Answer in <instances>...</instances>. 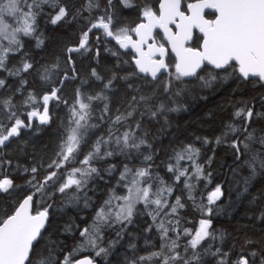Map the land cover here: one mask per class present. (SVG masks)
Returning a JSON list of instances; mask_svg holds the SVG:
<instances>
[{
    "label": "snow or ice",
    "instance_id": "1",
    "mask_svg": "<svg viewBox=\"0 0 264 264\" xmlns=\"http://www.w3.org/2000/svg\"><path fill=\"white\" fill-rule=\"evenodd\" d=\"M120 3L132 7L130 0ZM43 5L53 9L54 14L49 16L52 25L70 14L61 0H0V193L21 187L16 183L21 166L13 164L6 149L31 129L34 121L50 124V106L64 105L68 109L54 157L46 165L24 167L27 190L20 193L14 205L0 208V264H93L89 258L73 262L71 254L59 260L51 251L40 247L52 207L46 204L45 197L51 199L56 193L67 195L74 189L71 198L76 199L90 181L100 176L95 163L117 155L126 161L136 159L135 154L143 155L142 149L151 147L145 125L162 118L166 121L168 113L180 110L184 90L176 87L177 83L202 81L208 85L220 73L230 72L243 80L257 78L264 86V0H158V7L145 3L132 25L119 24L112 11L113 0H105L102 9L100 0H85L73 15V19L80 16L84 20V27L78 43L66 48L63 69L58 61L35 68L27 59L11 66L24 48V38L36 35L37 17ZM93 37L97 44L102 37L107 43L114 41L115 50L109 51L119 57L123 50L122 55L127 59L122 63L127 67H117L111 75L92 67L88 78L81 79L74 54L91 53ZM42 43L37 40V46ZM99 55L97 47L95 57L98 59ZM30 72H36L49 87L39 94L29 91L18 103L17 95L22 96L28 84L24 74ZM119 80L124 82L125 92L121 105L113 110L112 90L114 82ZM76 81L79 86L74 88L69 103L64 89ZM17 82L18 86L14 87ZM93 82H98L95 87ZM260 102L264 104V96ZM234 116L241 118V125L227 124L223 137L233 136L235 159L242 160L252 174L264 172V135H257L251 128L253 107H240ZM101 127L106 128L105 133L97 136L85 152L90 133ZM220 142L218 137L217 143ZM198 154L199 149L186 145L174 151L167 165L175 185L185 178L184 187L192 200L191 176L181 161L191 162L194 169L191 175L199 180L204 173L196 162ZM173 159L175 163L171 162ZM152 161V155L147 154L143 155V166L123 163L116 178V187L122 188L123 194L111 190L96 210L92 224L84 227L80 236L84 244L99 247L104 226L130 221L137 206L142 205L150 210L148 214L154 221L159 219L157 227L163 243L158 251L148 257L141 256L132 264L146 259L154 260L155 264H201L204 242L215 239L212 219H200L195 228L182 227L180 210L185 204L181 196H175L172 201L175 187L154 173ZM106 171L111 176L118 169L111 164ZM220 195L217 186L208 195V203H215ZM199 208L207 217L212 215V208L204 205ZM106 251L99 247L96 255ZM212 255L219 256L217 264H256L255 252L241 250L232 259L229 252L216 248Z\"/></svg>",
    "mask_w": 264,
    "mask_h": 264
},
{
    "label": "trees",
    "instance_id": "2",
    "mask_svg": "<svg viewBox=\"0 0 264 264\" xmlns=\"http://www.w3.org/2000/svg\"><path fill=\"white\" fill-rule=\"evenodd\" d=\"M61 2L70 9L69 16L57 25H52L49 16L54 14L53 9L43 5V11L37 17L36 35L24 38V48L13 59L11 66L27 59L34 63L35 68L58 61L63 69L65 50L78 43L81 29L84 27V20L80 16L73 19V15L85 4V0ZM113 3L112 11L119 24L132 25L137 21L139 11L145 3L157 7L158 0H130L132 7H125L120 0H113ZM100 4L102 9L105 0H100ZM84 15L87 16L88 13ZM38 39L43 41L39 46ZM90 43L93 46L91 53L74 54L81 79L88 78L92 67L107 75L115 72L117 67H127L122 63L127 59L122 55L123 50L119 57L113 56L109 51L115 50L114 41L107 43L102 37L97 44L93 37ZM97 47L100 50L98 59L95 57ZM202 75L208 78L206 73ZM24 79L28 84L23 95H17L18 103L29 91L39 94L49 87L36 72L24 74ZM9 82L11 83V78ZM96 83L98 82H93L94 87ZM15 86H18V82ZM77 86L79 81L70 82L64 89V97L69 103L72 102L74 88ZM176 87L184 90L180 98V110L168 113L166 121L162 118L159 122L145 125L151 147L142 149V153L152 155L154 173H158L168 184L175 187L172 201L175 196H181L185 204L180 210L182 227L195 228L198 227L200 219H212L215 239L210 238L204 242L201 248V264H217L219 256L212 255L216 248H220L222 252H229L232 259H235L241 250L245 253L255 252L256 264H261V260L264 259V172L257 171L252 174L242 160L237 161L231 146L233 136L223 137V133L229 123L237 127L241 125V118H236L234 113L247 105L253 107L254 111L251 128L256 130L257 135H264V104L260 102V97L264 96V86L257 78L243 80L230 72H222L208 85L202 81H190L177 83ZM112 92L115 110V107L121 105L124 96V82L122 80L114 82ZM50 111L52 115L50 124L41 125L34 121L33 127L26 130L22 137L14 140L6 149L13 164L18 163L21 166L16 174V183L21 187L10 193H0V208L14 205L20 193L27 190L25 181L28 177L23 168L41 163L46 165L58 150L62 125L67 118L68 109L64 105L50 106ZM105 131V127L92 130L89 144L84 151H88L96 137ZM218 137L221 138L220 143H217ZM186 145L199 149L196 162L202 166L204 173L197 180L191 175L194 172L191 162L181 161V166L189 169L191 176L189 183L193 185L191 195L194 200L188 198L189 191L184 187L185 178L182 177L179 185H175L173 175L167 171L174 151ZM135 155L136 159L131 161L117 155L95 163L94 166L100 169V176L90 181L88 187L79 193L76 199L71 198L74 189L69 190L67 195L56 193L51 199L45 197L46 204H51L52 207L49 209V223L40 247L51 251L59 260L71 254L73 262L80 257L89 256L97 264H132L139 257H148L152 252L158 251L163 243L157 227L159 219L153 221L142 205L137 206V211L130 221L103 227L102 239L98 241V245L107 250L106 254L101 253L97 256L99 247L93 248L84 244V238L80 236V231L92 224L96 210L109 197L111 190L114 189L118 195L123 194V189L116 187V178L123 163L128 162L131 167L143 166V155ZM171 162L175 163L174 159ZM111 164H115L118 171L110 176L106 170ZM217 186L221 189V196L215 203L209 204L206 196ZM200 205L212 208V215L207 217L202 213ZM183 243L184 240H181V245ZM209 246L210 250L205 251ZM140 264H155V261L146 259Z\"/></svg>",
    "mask_w": 264,
    "mask_h": 264
},
{
    "label": "water",
    "instance_id": "3",
    "mask_svg": "<svg viewBox=\"0 0 264 264\" xmlns=\"http://www.w3.org/2000/svg\"><path fill=\"white\" fill-rule=\"evenodd\" d=\"M206 11H210V10H206ZM251 79H252V78H251ZM46 226H47V225H46ZM85 258H89V259H91L89 256H84V257H80V258H78L77 260H81V259H85ZM77 260H76V261H77ZM93 264H97V262L93 260Z\"/></svg>",
    "mask_w": 264,
    "mask_h": 264
},
{
    "label": "rangeland",
    "instance_id": "4",
    "mask_svg": "<svg viewBox=\"0 0 264 264\" xmlns=\"http://www.w3.org/2000/svg\"><path fill=\"white\" fill-rule=\"evenodd\" d=\"M186 161V160H185ZM208 195H209V193L207 194V196H206V199H207V197H208ZM174 202V201H173ZM207 202H208V200H207ZM145 211H146V213L148 214V212L150 211V210H148V209H145ZM149 215V214H148ZM150 217H151V219L153 220V218H152V216L151 215H149ZM154 221V220H153Z\"/></svg>",
    "mask_w": 264,
    "mask_h": 264
},
{
    "label": "flooded vegetation",
    "instance_id": "5",
    "mask_svg": "<svg viewBox=\"0 0 264 264\" xmlns=\"http://www.w3.org/2000/svg\"><path fill=\"white\" fill-rule=\"evenodd\" d=\"M157 6H158V4H157Z\"/></svg>",
    "mask_w": 264,
    "mask_h": 264
}]
</instances>
